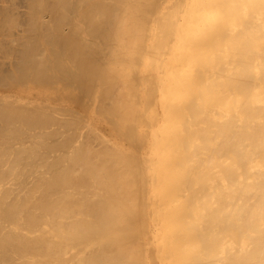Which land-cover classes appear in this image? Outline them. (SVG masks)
Returning a JSON list of instances; mask_svg holds the SVG:
<instances>
[{"label":"bare ground","instance_id":"obj_1","mask_svg":"<svg viewBox=\"0 0 264 264\" xmlns=\"http://www.w3.org/2000/svg\"><path fill=\"white\" fill-rule=\"evenodd\" d=\"M0 264H264V0H0Z\"/></svg>","mask_w":264,"mask_h":264}]
</instances>
